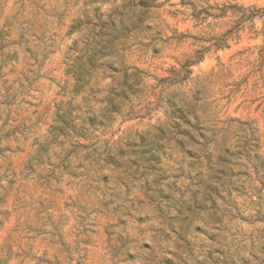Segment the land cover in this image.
Segmentation results:
<instances>
[{"label":"rangeland","instance_id":"374dc122","mask_svg":"<svg viewBox=\"0 0 264 264\" xmlns=\"http://www.w3.org/2000/svg\"><path fill=\"white\" fill-rule=\"evenodd\" d=\"M0 264H264V0H0Z\"/></svg>","mask_w":264,"mask_h":264}]
</instances>
